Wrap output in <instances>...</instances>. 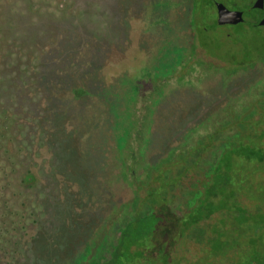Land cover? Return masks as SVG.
Returning a JSON list of instances; mask_svg holds the SVG:
<instances>
[{"label":"rangeland","instance_id":"obj_1","mask_svg":"<svg viewBox=\"0 0 264 264\" xmlns=\"http://www.w3.org/2000/svg\"><path fill=\"white\" fill-rule=\"evenodd\" d=\"M7 1L0 0V34L18 30L28 42L21 58L27 79L9 98L8 115L23 123L15 127L14 153L25 150L16 159L36 183L24 193L25 226H5L10 241L0 240L6 249L0 264H92L99 260L97 245L116 228L105 236L98 231L127 217L123 204L132 193L123 173L133 183L148 164L154 177L158 156L174 146L190 117L183 107L177 114L178 105L185 106L193 90L206 95L205 71L201 82L191 72L195 83L176 87L178 64L189 61V51L175 15L178 6L180 15L187 8L181 0H124L131 14L125 21L109 17L107 0H12L10 18ZM114 40L133 56L104 66V48ZM215 56L226 64L227 55ZM35 67L46 73L34 83L28 76ZM207 202L213 204V196Z\"/></svg>","mask_w":264,"mask_h":264},{"label":"flooded vegetation","instance_id":"obj_2","mask_svg":"<svg viewBox=\"0 0 264 264\" xmlns=\"http://www.w3.org/2000/svg\"><path fill=\"white\" fill-rule=\"evenodd\" d=\"M102 2L109 17L131 18L124 0ZM181 2L187 10L180 15L178 6L175 21L178 31L184 28L188 35L189 61L178 64L176 87L194 84L188 76L191 72L201 82L205 71L207 101H201L203 94L190 88L194 97L185 106L178 105L177 114L183 107L190 111V120L178 129L174 146L158 156L153 170H162L160 173L151 177L149 165H143L138 202L142 207L138 211L144 212L151 206L150 200L158 197L164 200V210L176 218L192 213V222L166 225L186 228L180 237L166 240L170 245L167 258L176 264H232L242 258L245 248L258 253L264 246V0ZM217 4L233 14L227 21L219 22ZM122 28L124 33L130 29L128 25ZM127 47L118 40L111 42L104 48V66H116L121 60L128 63L133 51ZM217 52L227 55L226 64L219 62ZM169 153L175 158L164 160ZM211 166L218 168V175H213ZM128 186L132 195L124 205L127 217L121 226L98 231L105 236L116 228L112 238L93 244L98 246L99 260L92 264H109L131 256L132 248L143 260L149 252L148 242L156 241L159 256L163 253L162 234L152 232L155 229L147 223H141L144 242L129 238L135 226L127 223L133 205L132 186ZM208 194L213 196V204L207 202ZM125 234L127 245L122 252Z\"/></svg>","mask_w":264,"mask_h":264},{"label":"trees","instance_id":"obj_3","mask_svg":"<svg viewBox=\"0 0 264 264\" xmlns=\"http://www.w3.org/2000/svg\"><path fill=\"white\" fill-rule=\"evenodd\" d=\"M8 0L5 4V9L7 11V15L11 18L14 12V1ZM1 6H0V31H1ZM5 20V18H4ZM14 31V30H11ZM18 30L17 32H13L6 37H2L0 34V57L5 58V62L0 61V240L7 239L8 240V232L9 229L5 226H12L14 229L15 226H25L26 216L24 214V207H26V203L24 200V193L27 189L33 187L36 183L33 173L27 165H22L17 161L16 155L25 157V150L23 148H18V153H14L15 151V142L13 134H15L16 126H21L19 122H16L13 119V116H9V109L12 100H10L11 94H16V91L23 87L22 82L25 80L28 70L27 67L23 65L21 69V65L23 60L22 53L28 49V42L24 43V38L20 36ZM11 38L10 42L7 45L4 40ZM31 42L36 41L37 37L30 38ZM4 43V44H3ZM4 47V52H3ZM4 53V54H3ZM40 69L34 68V72L29 75V79L32 82H36L38 76L43 75L46 73V70L43 71ZM27 79V78H26ZM9 124V127L8 125ZM8 128V130H6ZM175 154H167L164 157V160L174 159ZM212 171L214 172L213 175H218L219 170L218 168H214L211 166ZM162 170L158 172L154 171L155 174L160 173ZM180 174H184L182 171ZM143 172L138 174L137 180L133 183H126L132 186L133 192V205H131V212L129 218L131 220L127 221L128 224H132L133 228L131 234L132 237L129 238L135 239L137 238L139 241L144 242L142 237V228L141 223H147L152 226L155 231H160L159 233L162 234V242L163 246V253L159 256L157 252L158 243L155 242H148L146 244V248L149 251L146 258L140 260L139 254L136 255L134 252L135 248H132L131 256H127L125 258L119 257L115 259V261L109 264H176V262L168 259V248L170 245L166 242V240H172L173 238L180 237L185 231L186 228L183 226H166L168 223H181L184 221L192 222L193 220L189 217L183 216L181 218H176V215H172L164 210V200L156 197L155 199H151V206L148 205L147 209L142 212L138 211L142 205L138 203L140 201L141 191L143 188L141 187ZM125 180L127 177L123 175ZM162 178V176L160 177ZM154 180V178H153ZM128 181V180H127ZM218 190V188H217ZM123 205L127 206V202ZM187 214H189L187 212ZM175 231V234H174ZM7 235V236H6ZM6 236V237H5ZM148 236H150V231L148 232ZM123 245H122V252L125 251V246L127 245L126 234L122 236ZM153 239H157L155 236ZM6 241V240H4ZM6 249L0 244V254L5 253ZM200 262H196L194 264H199ZM103 264H107L104 262ZM232 264H264V246H261L260 251L258 253L254 252L251 247L249 249L245 248L243 256L240 260Z\"/></svg>","mask_w":264,"mask_h":264},{"label":"water","instance_id":"obj_4","mask_svg":"<svg viewBox=\"0 0 264 264\" xmlns=\"http://www.w3.org/2000/svg\"><path fill=\"white\" fill-rule=\"evenodd\" d=\"M218 20L220 23L227 21L233 14L228 11L222 4H217Z\"/></svg>","mask_w":264,"mask_h":264}]
</instances>
